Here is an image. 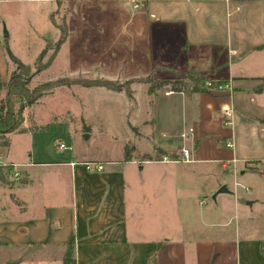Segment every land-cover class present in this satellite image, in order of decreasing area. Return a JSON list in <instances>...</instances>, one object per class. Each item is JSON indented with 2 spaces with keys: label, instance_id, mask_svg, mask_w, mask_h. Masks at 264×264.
Segmentation results:
<instances>
[{
  "label": "crops",
  "instance_id": "1",
  "mask_svg": "<svg viewBox=\"0 0 264 264\" xmlns=\"http://www.w3.org/2000/svg\"><path fill=\"white\" fill-rule=\"evenodd\" d=\"M142 3L133 15L142 33L151 25L181 43L156 69L191 70L231 91L156 92L148 122L144 106H127L146 122L127 155L54 156L32 140L24 160L0 161L14 172L0 181V264H264V0ZM181 146L191 161L143 159Z\"/></svg>",
  "mask_w": 264,
  "mask_h": 264
},
{
  "label": "rangeland",
  "instance_id": "2",
  "mask_svg": "<svg viewBox=\"0 0 264 264\" xmlns=\"http://www.w3.org/2000/svg\"><path fill=\"white\" fill-rule=\"evenodd\" d=\"M142 1L0 0V100L4 97L5 83L13 66L6 53V45L33 72L28 82L30 89L47 81L60 80L62 83L24 108L23 121L17 128L20 131L9 135V148L1 145L8 134L0 135V161L24 160L32 140H36L37 146L46 154L55 156V151L67 154L72 149L76 155L84 154L101 160L117 156L120 149L122 155L124 152L127 155L135 145L131 143L134 136L145 141L140 133L141 126L151 117L153 94L171 90L165 84L148 92L149 82L145 79L189 82L195 74L191 70L176 73L172 68L166 70L170 73L166 74L155 68V61L162 54H172V47L178 50L181 43L176 39L159 37L151 25L142 33L143 29L133 18L134 14L144 12ZM63 22L68 31L64 42L49 65L36 71L37 55L45 46L42 61L51 55V46L59 35L58 24ZM137 47H141L143 52ZM132 70L146 74L132 76ZM104 79L118 86L128 81V89L116 91L89 85L93 80ZM214 90L215 85L209 87V91ZM132 104L135 112L144 106L145 113L148 112L143 116L147 118L146 122L141 120L140 113L127 114L126 107ZM132 118L138 119V124L131 125ZM27 129L41 131L31 138L28 133L23 134ZM59 143L66 147L58 150ZM13 173L12 170H3L2 182L10 185ZM181 173L188 174L184 170ZM250 174L256 172L250 171ZM207 197L212 200L211 196ZM3 201L1 198L0 202Z\"/></svg>",
  "mask_w": 264,
  "mask_h": 264
},
{
  "label": "trees",
  "instance_id": "3",
  "mask_svg": "<svg viewBox=\"0 0 264 264\" xmlns=\"http://www.w3.org/2000/svg\"><path fill=\"white\" fill-rule=\"evenodd\" d=\"M59 35L55 44L51 46V55L42 61L43 55L45 53L46 46L40 51L37 55L35 64L37 66L36 71H41L47 67L54 57L59 46L64 42L67 36V26L63 22L58 24ZM6 39V38H5ZM6 53L9 57L10 62L13 65V69L9 72L7 82L5 83V94L2 100H0V135L9 134L14 131H20L17 129L23 121L22 112L25 107L34 104L40 97H42L47 91H50L52 87L61 85L60 80L55 82H44L33 88L28 87V82L33 75V72L30 71L28 64L23 63L18 59L6 45ZM145 79V78H144ZM127 82L122 86L114 85L109 80H93L91 84L94 86H103L107 89H113L119 91L123 88H127ZM145 82H149L148 92L161 87L162 85L168 84L171 90L181 91L183 88H188L190 91H209V87L205 85L206 80L203 75H197L195 78H191L190 81L184 82L183 80H173V79H152L146 78ZM219 83V82H216ZM223 83V82H221ZM0 85L1 82H0ZM41 130V129H40ZM8 137L5 138L1 145L4 148L8 146ZM12 165L10 164H1L0 163V181L4 180L3 170L10 171ZM62 264H75L74 259L71 256L64 257Z\"/></svg>",
  "mask_w": 264,
  "mask_h": 264
},
{
  "label": "built area",
  "instance_id": "4",
  "mask_svg": "<svg viewBox=\"0 0 264 264\" xmlns=\"http://www.w3.org/2000/svg\"><path fill=\"white\" fill-rule=\"evenodd\" d=\"M206 86L211 87L212 85H215V89L218 91H231V86L228 83H218L213 84L210 81H206ZM233 115L234 111L232 107H228L224 110L223 113V123L225 126H232L233 124ZM191 131V129H189ZM185 133H181V137H184ZM226 146L230 147L232 146L231 142H226ZM66 146L63 143H59L58 148H65ZM145 161H157V162H189L191 161V155L188 148L181 146L175 153L172 155L169 154H159L158 157L154 158H148L145 159ZM74 162H71L73 164ZM81 165H83L87 170L91 171H99L103 168V165L99 162L94 161H83L79 162ZM16 175V174H15Z\"/></svg>",
  "mask_w": 264,
  "mask_h": 264
},
{
  "label": "water",
  "instance_id": "5",
  "mask_svg": "<svg viewBox=\"0 0 264 264\" xmlns=\"http://www.w3.org/2000/svg\"><path fill=\"white\" fill-rule=\"evenodd\" d=\"M4 36H5V37L7 36L6 32H4ZM217 191H218V192L226 191V188H225L224 186H221Z\"/></svg>",
  "mask_w": 264,
  "mask_h": 264
}]
</instances>
